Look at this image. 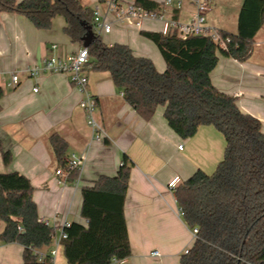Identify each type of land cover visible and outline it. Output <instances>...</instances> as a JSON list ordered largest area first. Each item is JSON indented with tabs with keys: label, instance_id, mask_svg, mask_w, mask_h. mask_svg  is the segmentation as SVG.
Returning <instances> with one entry per match:
<instances>
[{
	"label": "crops",
	"instance_id": "crops-1",
	"mask_svg": "<svg viewBox=\"0 0 264 264\" xmlns=\"http://www.w3.org/2000/svg\"><path fill=\"white\" fill-rule=\"evenodd\" d=\"M80 1L91 7L98 4V0ZM178 1L181 4L177 7ZM196 1L207 2L208 26L236 31L242 0H172L161 10L185 21L194 13ZM63 26L60 16L54 18L51 28L38 29L22 15L0 12V171L16 170L29 178L38 214L56 233L64 221L86 225L80 215L81 187L92 185L100 175H115L127 157L132 164L124 215L131 254L124 264H180L184 249L191 247L194 238L167 182L175 175L183 181L197 169L213 172L223 157L224 137L213 125H200L193 136L181 138L168 126L164 106L159 105L150 119H143L121 95L109 72L88 69L87 87L95 99V119L102 129L101 138L92 139L93 131L79 106L82 94L72 84L70 74L32 77L25 70L45 55H67L80 47L70 42ZM161 27L159 20H144L140 28L114 24L103 41L128 44L135 54L149 57L156 69L163 71L165 61L156 45L140 34L141 30L161 31ZM260 29L246 60L219 55L211 80L220 91L236 97L242 112L257 117L264 132V50H257L264 47ZM14 72L19 81L12 86ZM52 133L66 141V157L85 154L75 178L56 174L57 168L64 167L49 142ZM4 150L11 154L7 165L2 161ZM3 226L0 221V232ZM153 249L160 252L159 257L149 254ZM21 253V245L0 240V264H23ZM53 264H69L61 244Z\"/></svg>",
	"mask_w": 264,
	"mask_h": 264
},
{
	"label": "trees",
	"instance_id": "trees-1",
	"mask_svg": "<svg viewBox=\"0 0 264 264\" xmlns=\"http://www.w3.org/2000/svg\"><path fill=\"white\" fill-rule=\"evenodd\" d=\"M134 1L150 10L162 7L154 0ZM3 11L26 17L38 29L51 28L60 16L64 34L79 46L93 19V7L80 0H0ZM263 24L264 0H242L236 31L218 29L225 46L204 35L180 38L175 33L141 30L165 61L163 71L125 43H107L94 36L87 46L89 70L109 72L143 119H150L162 105L168 126L181 138L193 136L200 125H213L224 137L223 157L213 172L197 169L174 189L185 223L197 228L180 264H264L262 124L242 112L236 97L220 91L211 80L219 55L239 61L249 57ZM49 142L59 165L75 178L78 171L66 165V141L52 133ZM2 161L10 163L8 150L2 151ZM131 164L124 157L115 175H100L92 185L81 187L80 215L86 225L71 222L60 241L69 264H106L113 256L125 259L131 254L124 215ZM33 189L23 173L0 171V221L4 223L0 240L22 246L23 264H52L48 253L38 259V252L51 244L55 227L40 220Z\"/></svg>",
	"mask_w": 264,
	"mask_h": 264
},
{
	"label": "built area",
	"instance_id": "built-area-1",
	"mask_svg": "<svg viewBox=\"0 0 264 264\" xmlns=\"http://www.w3.org/2000/svg\"><path fill=\"white\" fill-rule=\"evenodd\" d=\"M172 4V0H163L162 6L166 7ZM177 2V7L180 5ZM194 13L185 21L174 19L171 15H167L162 10H150L137 4L134 0H98V4L93 7V19L91 30L94 36H101L111 31L114 24L123 26H132L140 28L144 20H159L162 23L161 32L163 34L175 33L180 38H186L191 35H204L212 38L220 46H225L226 40L220 35L217 28L208 26L206 23L205 12L207 10V2L196 1ZM52 48L56 44L51 45ZM88 51L87 47L80 46L75 52L67 55L49 54L40 59L38 64L28 66L25 70L32 77H39L44 73L52 72H67L70 74L72 84L80 91L82 98L79 101V106L83 109L88 125L93 131L92 139H100L102 129L95 119V99L88 90ZM19 81L16 72L11 74L10 84L15 86ZM34 91L37 87L33 88ZM121 95L123 93L121 92ZM181 144L178 145L181 148ZM85 160V154L76 155L71 153L67 156V169H76L78 172L81 169ZM65 171V172H64ZM56 174H67L66 169L57 168ZM181 181L179 176H173L168 182L167 187L174 190L177 184ZM179 213L182 215V210L179 208ZM43 223L48 224L47 219L40 218ZM70 225V222L64 221L56 227V233L53 236L52 247L46 251H40L38 259L41 260L46 253L51 256L52 264L56 254L57 246L60 245L61 239L66 237L65 228ZM20 229V227H18ZM197 233V228H191L193 238ZM188 248L184 249L183 253H187ZM149 254L155 258L160 256L157 249H153ZM124 258L111 257L106 264H124Z\"/></svg>",
	"mask_w": 264,
	"mask_h": 264
},
{
	"label": "water",
	"instance_id": "water-1",
	"mask_svg": "<svg viewBox=\"0 0 264 264\" xmlns=\"http://www.w3.org/2000/svg\"><path fill=\"white\" fill-rule=\"evenodd\" d=\"M86 30H87L86 35L83 38V44H82L85 47H87L90 44V42L92 41L94 37L93 32L91 30V25H87Z\"/></svg>",
	"mask_w": 264,
	"mask_h": 264
},
{
	"label": "rangeland",
	"instance_id": "rangeland-1",
	"mask_svg": "<svg viewBox=\"0 0 264 264\" xmlns=\"http://www.w3.org/2000/svg\"><path fill=\"white\" fill-rule=\"evenodd\" d=\"M259 33H260V34H261V33H262V34H264V25L261 27V29H260V32H259ZM260 34H259V35H260ZM100 37H101V39L103 40V39H105L106 35H105V34H101V36H100ZM261 48L264 50V47H260V48H259V47H257V50H258V51H262V49H261ZM255 57H256V56H255Z\"/></svg>",
	"mask_w": 264,
	"mask_h": 264
}]
</instances>
